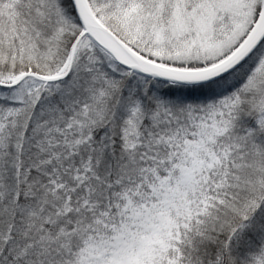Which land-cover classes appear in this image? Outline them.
<instances>
[{
  "label": "snow or ice",
  "instance_id": "1",
  "mask_svg": "<svg viewBox=\"0 0 264 264\" xmlns=\"http://www.w3.org/2000/svg\"><path fill=\"white\" fill-rule=\"evenodd\" d=\"M0 264H264V0H0Z\"/></svg>",
  "mask_w": 264,
  "mask_h": 264
}]
</instances>
